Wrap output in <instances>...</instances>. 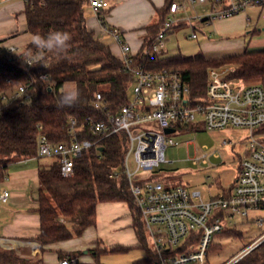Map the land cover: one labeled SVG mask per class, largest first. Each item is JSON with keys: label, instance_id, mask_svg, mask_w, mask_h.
<instances>
[{"label": "built area", "instance_id": "1", "mask_svg": "<svg viewBox=\"0 0 264 264\" xmlns=\"http://www.w3.org/2000/svg\"><path fill=\"white\" fill-rule=\"evenodd\" d=\"M183 1L193 6L208 5L209 11L198 16L206 24L231 19L249 9L264 8V0ZM90 6L99 12L108 9L110 1L90 0ZM189 10L178 2L170 6L172 15ZM180 22L164 21L151 45L144 50L143 61L136 60L138 54L132 53L118 30L108 29L120 45L126 72L132 76V96L128 95L127 103L112 111L102 94H96L92 107L102 118L87 117L85 121L95 140L80 138L75 118L69 119L68 138L60 143L50 141L43 126L39 125L37 157L57 160L61 174L68 177L74 174L75 161L85 151L103 148V140L125 135L127 144L121 172L127 179L150 248L159 264H208V253L218 234L230 229L237 218L248 219L251 213L264 210V85L260 78L234 76V66L212 67L207 71L205 96L192 99L190 88L178 70L149 68L148 60L155 62L157 57H169L166 55L168 35ZM191 37L198 38L197 32ZM5 52L15 58L25 54L26 48H5L0 44V54L6 55ZM25 64L31 67L33 61L29 58ZM41 79L49 82L47 74ZM29 88V85H18L1 92L0 117L7 104L30 99ZM166 129H174V132L166 133ZM228 129L249 132L245 156L239 158L238 175L229 189L205 200L200 192L182 185L167 187L165 178L157 175L165 165L173 163L165 155L169 145H177L170 137L172 134L179 130L215 132ZM193 162L206 165L209 154L198 156ZM10 197L9 189L0 185V207ZM252 222L259 228L264 226V218L259 215L253 217ZM263 242L264 233L226 264H236ZM27 245L32 254L41 250L35 242ZM19 247L21 245L0 233V264L4 251L19 250ZM76 263L73 257L59 262Z\"/></svg>", "mask_w": 264, "mask_h": 264}, {"label": "trees", "instance_id": "2", "mask_svg": "<svg viewBox=\"0 0 264 264\" xmlns=\"http://www.w3.org/2000/svg\"><path fill=\"white\" fill-rule=\"evenodd\" d=\"M174 0H166L165 6L156 8L157 21L146 27L147 37L136 60H144L148 48L160 31V25L170 14ZM88 0H26L25 15L28 33L33 37L25 54L9 57L0 54V93L18 85H29L30 99L17 100L4 107L0 117V180L7 177L9 167L23 159L37 158L38 126L44 128L50 141L60 143L68 138V123L75 118L80 127V138L95 140V135L85 126L87 117L102 118L92 103L100 92L112 111L125 105L132 84L123 62L117 58L108 45L101 42L89 30L86 22L85 5ZM99 21L109 28L103 15ZM185 25L180 22L178 26ZM177 26V27H178ZM54 32L67 33V46L48 50L34 43L37 35L47 37ZM1 43V42H0ZM33 65L26 67L27 59ZM149 68L178 70L183 81L190 88V97L205 96L207 71L212 67L234 66V76L260 78L264 85V48L246 49L238 55L207 58L204 54L193 57L177 55L147 61ZM47 74L49 82L41 79ZM125 135L110 137L101 142L103 151L91 148L76 159L74 174L65 177L60 165L53 160L50 166L39 168V193L36 212L40 217V233L35 242L42 245L43 252L55 243L81 237L85 231L97 224V208L101 203L123 202L131 211L133 228L138 245L116 246L94 257L99 262L101 255L124 253L137 249L144 256L134 264H159L157 255L151 250L143 220L129 190L127 179L122 174L126 152ZM118 175V176H116ZM225 234L241 236L236 229ZM215 247L213 244L211 248ZM78 252L74 255H80ZM61 258L71 254L60 252ZM1 264H45L44 258L34 260L23 258L15 251L2 253ZM236 264H264V242Z\"/></svg>", "mask_w": 264, "mask_h": 264}, {"label": "rangeland", "instance_id": "3", "mask_svg": "<svg viewBox=\"0 0 264 264\" xmlns=\"http://www.w3.org/2000/svg\"><path fill=\"white\" fill-rule=\"evenodd\" d=\"M174 1L179 4H185L190 10L178 15L169 14L166 17L168 21L185 23L183 26L175 27L168 35L167 56L182 55L183 57H193L204 54L207 58L214 59L238 55L246 49H252L249 43L250 37L216 34L213 24L217 21L212 22L211 25H206V22L199 20V14H206L209 11L208 5L193 6L187 1ZM115 2L116 0H111L110 7L107 10L111 9ZM258 13V9L251 10V27L257 25V28L262 29L264 28V18L258 22ZM239 15L242 16L241 14ZM93 17L96 19L94 14ZM158 18L159 15L156 14V21ZM238 20L240 18L235 21ZM163 23L164 21L159 29H161ZM231 23L232 20L230 19L222 22L224 26H228ZM193 32H197L198 38L193 39L191 37ZM210 32L213 33L211 34ZM110 37L114 38L111 35ZM129 96H132L131 90H129ZM170 137L174 139L177 145H169L165 155L166 159L173 163L165 165V168L159 170L157 175L165 178L167 187L182 185L188 189L200 192L202 197L207 200L211 196L221 193L224 189H229L235 182L238 175L239 158H243L246 153L245 143L249 137V132L239 129L215 132L179 130ZM204 154H209L208 164H195L193 162V159ZM44 162L47 166L53 164L52 159H44ZM18 166L16 165V167ZM258 215L264 218V210L251 213L248 219L237 218L234 221V225L230 226V229H235L234 227H236L241 236L236 237L229 234H225L223 237L216 236L213 242L215 247H212L208 253V264H226L230 262L254 240L259 238L264 233V226L259 228L252 222L253 217ZM119 228L115 230L110 224L105 223L100 229L104 242L99 240L91 249L101 254L107 249L119 245L125 247L138 245L135 243V237L132 232L119 230ZM35 243L41 246V250L37 254H32V250L27 244L21 246L19 250L13 251L23 258H33L34 260L44 258L45 261L50 260L51 252H43L42 245L38 242ZM143 256V251L133 249L124 253L103 254L99 262H97L93 252H89L86 256L87 262L83 264H134V261Z\"/></svg>", "mask_w": 264, "mask_h": 264}, {"label": "crops", "instance_id": "4", "mask_svg": "<svg viewBox=\"0 0 264 264\" xmlns=\"http://www.w3.org/2000/svg\"><path fill=\"white\" fill-rule=\"evenodd\" d=\"M165 3L166 0H116L111 9L96 12L88 0L85 5L87 26L121 60L120 45L110 37V35L112 36L109 32L110 29L108 30L102 25L99 16H104L109 28L118 30L122 34L123 40L130 45L132 53L136 55L147 37L145 28L156 21V8H163ZM25 9L26 0H0V44L5 48L16 46L20 49H27L32 42L33 37L28 33ZM254 9L259 10L257 19L259 22L264 18V8ZM254 9H249L246 14L242 13V16L237 15L240 18L238 21H235L238 19L237 16L231 18L232 23L228 26L222 24L225 20L214 21V32L221 35L250 37L249 43L252 49H263L264 28L259 29L257 25L251 27L252 15L250 12ZM44 159L37 157L18 161L19 164H12L9 167L7 177L3 181L0 180V185L9 189L11 193L10 200L0 207V233L16 242L18 246L35 242V238L40 233V217L36 208L39 193V168L46 165ZM14 165L15 167H13ZM16 165L19 166L16 167ZM105 223L110 224L115 230L120 226L119 230L132 232L135 243H138L128 205L123 202L101 203L97 208L96 226L87 229L79 238L50 245L47 248V252H51L50 260L45 261L44 259L45 264H59L65 259V257H60V252L71 254L77 260L76 264L86 263L88 250L94 247L99 240L104 242L100 229ZM78 252H82V254L74 255Z\"/></svg>", "mask_w": 264, "mask_h": 264}, {"label": "clouds", "instance_id": "5", "mask_svg": "<svg viewBox=\"0 0 264 264\" xmlns=\"http://www.w3.org/2000/svg\"><path fill=\"white\" fill-rule=\"evenodd\" d=\"M70 37L67 33L54 32L48 34L47 37H41L37 35L34 39V43L38 47H44L48 50H58L65 48Z\"/></svg>", "mask_w": 264, "mask_h": 264}, {"label": "water", "instance_id": "6", "mask_svg": "<svg viewBox=\"0 0 264 264\" xmlns=\"http://www.w3.org/2000/svg\"><path fill=\"white\" fill-rule=\"evenodd\" d=\"M165 132L166 133H172V132H174V129H166ZM99 150L103 151V148H100Z\"/></svg>", "mask_w": 264, "mask_h": 264}]
</instances>
